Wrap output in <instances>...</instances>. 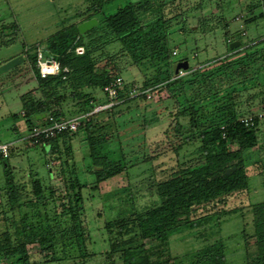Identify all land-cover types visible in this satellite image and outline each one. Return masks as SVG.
Segmentation results:
<instances>
[{
	"label": "trees",
	"instance_id": "trees-1",
	"mask_svg": "<svg viewBox=\"0 0 264 264\" xmlns=\"http://www.w3.org/2000/svg\"><path fill=\"white\" fill-rule=\"evenodd\" d=\"M177 1L181 6V1ZM107 2L92 0L86 9V19L61 28L48 39L47 49L51 51V57L59 62L61 69L67 68L68 72L40 78L36 66V51L39 47L36 45L30 48L28 54L19 53L0 63L2 65L17 56H23L32 70L36 87L20 96L21 111L24 113L22 117L29 130L44 124L47 115L58 120L85 116L76 131L64 132L34 145L43 148L49 157L47 161L55 157L60 164L59 175L64 189V196L60 199L55 198V188L44 186L33 174L29 176V194L15 184L13 170L8 164L12 146L9 157L0 158L4 181L0 191L5 200L0 204V264H29L33 259L29 247L34 245L38 246L44 261L50 264H86L94 254L88 250L91 238L85 222L84 200L97 192L101 183L121 173L126 174L127 184L101 196V210L103 207L106 209L102 213H108L102 228L108 244L105 256L109 262L228 264L222 240L207 243L183 256L170 254L169 241L174 235L210 225L220 216L232 213L235 209H226L228 202L249 191L246 154L259 146L262 123L255 120L253 127H244L238 120L240 116L236 114L239 103L231 96L232 91L245 86L247 82L243 80L222 89L221 98L214 102V110L204 115L203 103L212 101L220 92H215L214 96L206 93L204 97L187 102L180 108L174 104L167 109V105L159 102L160 111H166L168 118L147 129L144 117L139 122L143 126L140 132L135 129L136 123H131L134 116L128 120L124 118L141 108V104L143 107L150 105L151 99L145 95L130 97L133 85L123 86L112 107L92 113L96 106L110 102L103 93L104 86L121 77L118 76L119 67L105 65L99 71L98 65L104 61L114 63L117 57L127 56L135 66L146 59L152 60L169 53L167 24L185 18L182 16L183 8L177 16L165 18L169 10L166 8L169 3L167 0H135L118 8L112 15L103 17L89 32L79 34L78 25L100 14ZM258 7L264 9V0L245 6V10L251 13L245 21L262 18V13L253 15ZM153 10L160 16L153 21H144L143 18ZM5 29L15 33L16 24L12 23ZM179 30H185V26ZM13 40V37L9 38L4 45L11 46ZM228 41L229 54L242 48L230 50L229 45L234 40ZM114 42L121 49L112 54L107 48ZM76 46L84 48L83 55L76 54ZM164 57L168 59L169 56ZM258 59L261 63L255 67V87L259 85L258 71L264 64V57ZM218 62L223 63L218 59L211 60L210 64ZM234 65L225 62L214 70L216 73H225L232 71ZM179 78L171 70L164 83L175 85ZM149 85L150 80H144L139 90L144 91ZM261 86L264 87V84ZM96 90L103 93L106 103L96 105ZM259 95L264 102V92H259ZM178 114L187 117L188 122L181 123ZM161 116L164 118V115ZM10 118L16 120L18 115L12 114ZM125 123L130 125L125 127ZM80 136L87 148L82 158L83 169L78 166L74 147L75 139ZM139 136L141 138H137ZM156 136L158 139H155ZM113 139L119 143L117 150L109 146ZM160 149H168L173 153L174 164L164 168L155 166ZM144 164H148V167L141 169L140 166ZM58 199L60 204L56 205ZM208 206L213 209L195 215ZM249 206L251 229H248L247 224L241 232L244 247L247 248L243 264H264V202ZM98 215L101 216V211ZM147 241H153L154 245L146 246Z\"/></svg>",
	"mask_w": 264,
	"mask_h": 264
},
{
	"label": "rangeland",
	"instance_id": "rangeland-1",
	"mask_svg": "<svg viewBox=\"0 0 264 264\" xmlns=\"http://www.w3.org/2000/svg\"><path fill=\"white\" fill-rule=\"evenodd\" d=\"M91 1L0 0V63L19 53L28 54L31 51L30 48L34 45L39 47L44 59L50 58L52 54L47 49L48 39L61 28L86 19L88 16L86 9L91 5ZM107 1L102 12L94 17L97 21L102 20L105 16L112 15L118 8L135 2V0ZM180 1L182 7L177 0H174L173 3L172 0H167L169 3L166 8H169V10L166 13L169 15L166 14L165 18L177 16L182 8V16L185 17L167 24L169 53L166 52L164 55L152 60L146 59L135 66L127 56L117 57L114 63L104 61L98 65L99 71L105 65L110 68L113 66L119 67L118 76H121L127 86L133 85L140 88L144 80H150L151 85L148 88L157 90L154 98L149 100L150 105L147 104L143 107V104H141L142 107L137 109L132 107L135 111L127 115L124 120L134 116L131 123H136V125L134 124L135 129L140 132L143 126L139 122H142L145 117V122L148 125L144 124V126L149 129L161 124L164 121L163 119L168 118L166 111L164 112L162 109L160 111L159 102L167 105V109L174 104L177 105V108H180V106L187 105V102L190 103L192 100L204 97L206 93L213 95L215 92H220L229 85L243 80L247 82L246 85L231 93L233 100L239 103L236 114L238 116H250L264 110L262 109L264 102L261 100L263 98L259 95V92H264V87L261 86V84H264V64H261L263 66H260L258 71L257 83L259 85L257 87H255L256 81L253 78L256 74V65L261 63L257 61L258 58L264 57V22L259 17L255 21H245L251 14L245 10V6L255 4L259 0ZM262 11L263 9L258 7L253 11V15L258 16ZM159 16L160 13L153 10L143 19L149 22ZM12 23L16 24L15 33H12L11 29H5L6 26ZM183 26H185V30H179ZM12 37L14 39L12 45H4ZM229 39L241 41L242 48L234 54H229L227 47ZM25 49H28V51L26 52ZM120 49V45L114 42L109 45L107 51L113 54ZM173 52H176V55ZM164 56L169 57L167 59ZM184 59L189 64L186 71L178 69V64L182 63L181 60ZM218 59L223 63L210 64L211 60ZM253 60L257 62L254 64ZM225 62L235 64L232 71L216 73L214 69L222 66ZM171 70H173L174 75L175 71L178 70L177 74L180 76L178 83L175 85H172L171 82L164 83ZM210 73L212 75L209 78L207 76ZM32 78V70L29 68L27 59L14 69L0 75V142L12 143V154H10L8 164L13 170L16 185L24 188V192L29 194V176L33 174L41 180L44 186L55 188L57 190L55 198L60 199L64 196V189L62 178L59 175V162L55 160V157L54 160L50 158L52 161H47L49 157H47L41 146L30 147L28 141L25 140L29 127L25 118L22 117L20 96L36 87V83ZM250 78L253 79L249 80ZM172 79L174 80L173 77ZM95 93H97L94 95L95 100H97L96 105L106 103L103 101L104 95L100 90H96ZM35 95L38 94L35 93ZM220 96L221 92L215 97L216 99L214 98L215 100L212 98V101L203 103V115L214 110V107H216L214 102L220 99ZM12 114L18 115V118L16 120L10 118ZM161 114L164 115V118L160 117ZM179 121L187 123L188 118L180 116ZM129 125V123H125L124 126ZM128 131L130 132L131 129ZM259 134V146L246 154L249 165L247 169L249 175L248 193L246 195L242 194L243 196H235L228 202L229 206L226 209H235L232 213L220 216L210 225H204L172 236L169 241V250L172 256H183L202 248L207 243L222 240L226 247L227 263H244L247 248L244 247V238L241 232L247 224L248 229H251L252 214L249 205L264 202L263 122ZM122 135L124 136L125 133ZM81 138L80 136V138L75 139L74 147L78 158V166L83 169L82 158L85 157L87 148L83 145ZM137 138H141V136ZM155 139H158V136ZM118 144L116 139L109 142V146L114 150L118 149ZM187 150H189L188 147ZM156 158L155 166L162 168L175 162L173 153L168 149H160ZM146 167H148V164L140 166L141 169ZM86 177L89 178L88 175ZM127 182L126 174L121 173L101 183L99 190L93 193V196L88 195V198L84 200L85 222L90 229L91 238L88 250L94 254L86 264H120L115 261L114 263L109 262L105 256L108 244L102 224L107 219L108 213H102L106 209L103 207L101 210L103 204L101 196L106 192L125 186ZM3 183L2 167L0 165V190ZM59 199L56 200V205L60 204ZM4 201L0 191V204H3ZM212 209L208 206L206 209L196 212L195 215L209 212ZM100 211L101 216L98 215ZM153 245V241L146 242L148 247ZM248 248L252 249V247ZM29 251L33 257L32 262L29 264H50L44 261L43 254H41L42 257L40 256L38 246H30Z\"/></svg>",
	"mask_w": 264,
	"mask_h": 264
},
{
	"label": "built area",
	"instance_id": "built-area-1",
	"mask_svg": "<svg viewBox=\"0 0 264 264\" xmlns=\"http://www.w3.org/2000/svg\"><path fill=\"white\" fill-rule=\"evenodd\" d=\"M262 19L264 22V9L262 11ZM74 51L76 52L77 55H83L85 52L84 48L79 46H76L74 48ZM36 54H37L36 66L40 78L55 76L60 74L61 72H68L67 68L61 69L59 62L55 60L53 57L44 59L41 50L38 49L36 51ZM173 54L176 55V52H173ZM124 85H125L124 80L121 77H117L114 80L110 81L107 85H105L103 88V93L106 94L110 102H108L103 106H98L94 108L92 113L112 107L116 103L115 100ZM156 93L157 90H152V88H147L144 91H140L137 86H134L130 90L129 96L136 97L140 95H145L147 99H152ZM22 116H24L23 112H22ZM84 117L85 116H77L67 120H58L55 119L52 115H47L45 117L46 118L45 123L42 125L33 126L29 130L28 135L25 137V140L28 141L27 142L28 145L32 147L38 144L39 142L43 143L46 142L47 140L55 138L56 136L64 132H74L76 131L77 127L84 119ZM238 120L242 125H244V127L251 128L254 126L255 120L259 123L264 122V110L254 115L240 116ZM11 146L12 143L0 142V158L6 159L9 157V150Z\"/></svg>",
	"mask_w": 264,
	"mask_h": 264
},
{
	"label": "water",
	"instance_id": "water-1",
	"mask_svg": "<svg viewBox=\"0 0 264 264\" xmlns=\"http://www.w3.org/2000/svg\"><path fill=\"white\" fill-rule=\"evenodd\" d=\"M97 25H98V21L96 19L92 18V19H90L88 21H85V22H82L81 24H79L78 27H77V30H78L79 34L83 35L87 31H90L91 29L96 27ZM240 46H241V41L236 40V41L230 43L229 49L230 50H235V49L239 48ZM23 61H24L23 56H17L15 58L7 61L6 63L0 65V75L4 74V73H7L8 71H10V70L14 69L15 67L19 66L20 64L23 63ZM188 67H189V64H188L187 60L178 64V69H181V70H184V71L188 70ZM177 71H175V74H177ZM42 117L43 116L37 117V119H40Z\"/></svg>",
	"mask_w": 264,
	"mask_h": 264
}]
</instances>
